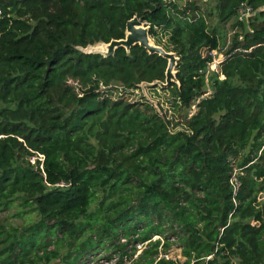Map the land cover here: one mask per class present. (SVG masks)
Here are the masks:
<instances>
[{
	"label": "trees",
	"instance_id": "trees-1",
	"mask_svg": "<svg viewBox=\"0 0 264 264\" xmlns=\"http://www.w3.org/2000/svg\"><path fill=\"white\" fill-rule=\"evenodd\" d=\"M135 16L179 58L168 87L169 60L139 44L84 51ZM261 194L264 0H0V211L38 216L0 224V264L65 245L62 264H122L146 242L132 264H264Z\"/></svg>",
	"mask_w": 264,
	"mask_h": 264
},
{
	"label": "rangeland",
	"instance_id": "rangeland-1",
	"mask_svg": "<svg viewBox=\"0 0 264 264\" xmlns=\"http://www.w3.org/2000/svg\"><path fill=\"white\" fill-rule=\"evenodd\" d=\"M248 17V16H247ZM168 34L167 33H161L160 34V39H162V44H166L168 45ZM151 40L155 43V39L152 37ZM104 44L103 43H98L96 45H93V46H89L87 48L84 49V51H87V52H90L92 50H95L97 48H104L103 46ZM163 46V45H161ZM217 52L214 51V54H216ZM224 58V56L222 54H218L217 57L215 58L216 61H222ZM209 74V71L207 72ZM158 86L159 84H154L153 86ZM145 84H143V87L142 88V91H139L140 94H138L137 92V95L135 98H138L140 97L139 95H143L150 99L155 105L156 107L162 112H168V115L171 116V117H175L176 114L174 112V108H173V105L171 103V99L172 97L169 95V93L167 91H164V90H157L156 88H153V89H148L147 86H145ZM160 86V85H159ZM163 87H168V86H163ZM160 88H162V86H160ZM159 101L161 103L162 106H159L158 102ZM189 112V116L192 115V113H194V107L192 109H189L187 110ZM262 195V199H264V194H261ZM97 204L98 203H95L93 206H92V210H96L97 208ZM24 209H21L20 207H18V205L16 204L15 206H13L11 209L7 210V211H0V224H13V225H16V226H22L24 225L25 223L28 222V219L29 217H32L33 220H37L38 219V216L32 214V215H28V214H19L17 215V213L19 211H22ZM159 239V236H155L153 238V240H157ZM148 246V242H146L144 245H137L136 244V248H134V246L132 245V251H131V257L130 259H126L125 261L122 262V264H132V262L134 260H137L139 258V256L142 254L143 250ZM53 246H51V249ZM68 246H64L61 248V255L63 256L67 251H68ZM159 249H160V254L159 256H164L166 255L167 257L169 258H176L179 260V258L181 256V250H179L178 248H176V245H173L172 248L169 250L168 254H165L163 252V249H162V245L159 246ZM62 256H60V258H57V259H54L52 260L51 262H49L48 264H62L63 263V260H62ZM118 256V255H117ZM179 257V258H178ZM118 259L119 257L117 258H114L112 261H117L118 262ZM175 259V260H176ZM115 262V263H117ZM38 264H47L45 262H38ZM105 264H111V262H106Z\"/></svg>",
	"mask_w": 264,
	"mask_h": 264
},
{
	"label": "water",
	"instance_id": "water-1",
	"mask_svg": "<svg viewBox=\"0 0 264 264\" xmlns=\"http://www.w3.org/2000/svg\"><path fill=\"white\" fill-rule=\"evenodd\" d=\"M104 48H97L90 52L102 54L109 57L115 54L116 49L124 47L127 51L139 44L145 47L150 53H158L169 60L166 71V82L158 81L155 84L160 86H169L171 82H177L175 67L178 62V56L175 52L166 50L163 46L154 43L150 36V27L145 22L135 16L127 22L126 37L123 39H113L109 43H103Z\"/></svg>",
	"mask_w": 264,
	"mask_h": 264
},
{
	"label": "built area",
	"instance_id": "built-area-1",
	"mask_svg": "<svg viewBox=\"0 0 264 264\" xmlns=\"http://www.w3.org/2000/svg\"><path fill=\"white\" fill-rule=\"evenodd\" d=\"M221 61H216L214 60L211 64H210V68L211 69H217L218 67V64L220 63ZM233 183L235 184V187L237 186V181L236 179L233 180ZM236 190V189H235ZM138 245H141V244H138ZM167 257V256H166ZM114 258H117V257H114ZM114 258H112L111 260H104L103 264H105L106 262H111V264H116L115 262L117 261H112ZM169 258V257H168Z\"/></svg>",
	"mask_w": 264,
	"mask_h": 264
}]
</instances>
